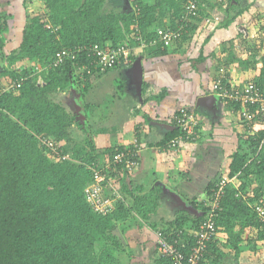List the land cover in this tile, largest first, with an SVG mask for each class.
Instances as JSON below:
<instances>
[{"label": "trees", "instance_id": "16d2710c", "mask_svg": "<svg viewBox=\"0 0 264 264\" xmlns=\"http://www.w3.org/2000/svg\"><path fill=\"white\" fill-rule=\"evenodd\" d=\"M106 1L43 0L44 12H23L24 19L18 20L21 36L10 52L6 49L7 34L13 31L9 19L15 15L0 10V264H117L127 242L124 244L114 231H127L121 224L132 211L148 219L157 207V197L133 198L124 176L129 175L128 168L124 167L127 171L118 180L121 189L109 184L111 179L103 185L105 194L117 198L115 210L101 214L93 208L85 189L95 180V171L104 169L117 151L128 146L98 148L87 134L85 123L56 101L54 94L71 88L81 96L86 94L77 83L86 80L89 84L95 74L84 71L81 79L78 71L83 64L90 66L92 60L88 49L82 47H118L129 40L133 49L129 59L133 61V51L141 43L134 36L138 29L149 46L148 54H166L169 48L160 40L158 30L183 27L180 38L172 42L176 47L182 45L212 1L192 0L195 6L191 12L188 0H132L130 8L105 12ZM27 2L22 1L24 10H28ZM64 49L69 54L64 63L51 67L56 54ZM26 61L31 65H24ZM126 63L122 59V64L107 71ZM36 65L44 68L38 74ZM248 83L264 91V66L261 74ZM73 127L84 136L77 135ZM180 133L176 127L161 145ZM263 136L264 130L258 131L232 158L228 177L239 174L242 183L239 187L233 182L226 184L215 218L220 234L227 236L228 242L217 238L210 242L200 264H225L230 255L227 249L239 252L244 233L254 228L259 230V239L264 238V221L253 206L264 193V147L256 154ZM120 168L113 167L109 178L115 181ZM214 183L206 189L208 195H212ZM115 192L129 195L132 204ZM247 194L249 197H244ZM192 204L199 210L197 214L183 213L170 226L160 229L163 235L185 230L183 239L189 244L183 249L187 254L194 243L193 234L187 230L198 228L209 209L199 198ZM189 221L192 225L187 226ZM157 264L173 261L159 253Z\"/></svg>", "mask_w": 264, "mask_h": 264}, {"label": "crops", "instance_id": "0c3cea01", "mask_svg": "<svg viewBox=\"0 0 264 264\" xmlns=\"http://www.w3.org/2000/svg\"><path fill=\"white\" fill-rule=\"evenodd\" d=\"M215 1L210 0L204 17L196 21V30L188 34L182 45H167L168 53L158 56L148 54L147 44L138 46L133 51V61L130 59L116 69L95 74L89 84L79 80L77 84L81 90L86 89L84 96L75 88L54 94L56 101L62 102L85 123L87 134L92 136L98 148L133 144L140 149L139 165L128 171L120 168L119 174L115 175V181H118L126 171L129 172L124 176L129 190H133V198L157 197V207L148 219H141L136 213L141 227L138 229L137 224L133 227V240L137 239L134 243L138 262L135 264H157V229L170 226L183 213L197 214L199 210L192 200L206 199V189L230 172L234 154L246 142L239 121L243 104L219 97L213 83L221 68L228 73V82L238 87L246 86L261 74L264 66V0H218V4ZM124 3L129 6L126 0ZM231 18L232 22L227 24L226 20ZM165 22L170 23L168 16ZM10 37L11 34H7L6 49L15 47L12 48ZM138 62L143 71L141 92L135 80ZM24 65H31V62L26 61ZM112 72L118 73L115 74L118 80L122 78V94L114 95L115 100L108 103L95 101L94 83L102 86L105 77ZM202 77L207 78L205 86L201 84L200 89H195L198 78L200 83ZM40 79L43 81L41 76ZM59 93L63 94L59 96ZM183 108L197 114L201 122L200 137L194 143L164 150L161 143L176 129L178 111ZM73 128L77 135L84 136L77 127ZM196 180L200 181L201 190L195 193L189 189ZM158 187L160 190L154 191ZM145 221L154 223L149 225ZM190 225L192 221L187 223ZM258 232L254 228L244 233L239 252L227 249L230 255L225 264H264V238L259 239ZM127 233L130 237L131 230ZM226 237L219 232L217 239L226 243ZM144 242L150 253L144 252L145 246L141 248ZM141 259L144 261L140 262Z\"/></svg>", "mask_w": 264, "mask_h": 264}, {"label": "built area", "instance_id": "2783aa9c", "mask_svg": "<svg viewBox=\"0 0 264 264\" xmlns=\"http://www.w3.org/2000/svg\"><path fill=\"white\" fill-rule=\"evenodd\" d=\"M188 2L187 8L192 12L195 6L194 2L192 0H188ZM182 28L183 27H180L177 30H172L171 28L159 29L158 34L161 36L160 40L164 41L166 45H171L174 39H178L182 35ZM139 32L140 31L137 29L134 36L141 42V46L147 44L145 43L144 37ZM129 42L128 40V43L125 45L121 44L118 47H82L85 50L88 49L89 57H91L92 60L90 61V66L83 64L79 72L84 73V71H87L90 74H97L119 66L122 64V59L129 62V53L133 50L130 48ZM68 55L66 49L61 50L56 54L50 66L58 67L62 65ZM90 67H93V70H91ZM36 68L40 71L44 69L39 65ZM220 72L217 80L213 83V89L219 97L229 98L235 103L243 104V108L239 115V121L241 128L244 129V131H242L245 132L243 135L246 141L244 147L246 148V143L249 141L248 139L258 131L264 130V91L255 83H248L246 86L238 88V86H234L228 82V73L225 68H221ZM177 122V127H179L181 133L167 141V144L164 146L161 145V148H164V150L170 151L181 145L194 143L200 137V120L195 112L189 111L186 108L181 109ZM137 146L138 145H135L133 148L128 146L124 150L117 151L112 162H107L104 169L95 171V180L86 187L85 196L87 201L91 203L93 208L99 213L109 214L115 210L117 198L105 194V189L103 188L104 182L111 179L109 184L115 186V181L109 178L110 176L108 174L113 167L118 168V166H122V168L127 167L129 170H133L139 165L140 149H137ZM263 147L264 136L260 140V145L258 146L256 154H258ZM253 158L254 157L249 158L247 162H251ZM238 176L239 174H236L233 178H229L227 175L221 177L214 184L212 195H207L204 200L205 205L209 207L207 216L200 221L198 228L188 230L192 232L194 236V243L190 248L189 254L183 249L189 244L183 239L185 230H173L174 233L168 231L165 235H163V230H157V248L162 256L171 258L173 264H200L205 260V254L208 251L207 249L210 242L216 240L219 234L215 218L218 215L217 210L225 194L226 184L233 182L239 187L242 182ZM245 192L248 191L245 190L244 193ZM115 193L117 197H122L121 193ZM244 197L248 198L249 195L247 194ZM253 206L255 207L259 219L264 221V194L259 200L253 203Z\"/></svg>", "mask_w": 264, "mask_h": 264}, {"label": "rangeland", "instance_id": "374dc122", "mask_svg": "<svg viewBox=\"0 0 264 264\" xmlns=\"http://www.w3.org/2000/svg\"><path fill=\"white\" fill-rule=\"evenodd\" d=\"M22 1L21 0H0V10H5L8 13H13L15 15L14 18L9 19V23H11V28L13 27V31L11 34V36H12L11 40L13 41L12 48L17 45V43H18L17 39L18 38L20 39V36H21V34H20L21 33L20 32V30H21L20 26L21 25L20 24L18 25V20L24 19L23 12L24 13H26V11H29V12L41 11V13L44 12L43 0H28V2H27L28 10L27 9L24 10V8L22 7ZM130 1H132V0H130ZM128 7L124 3V0H107L105 5H104V11L108 12L110 10H122V9L128 8ZM1 37H2V35H0V38ZM7 50H8V52H10L12 49H7ZM0 60H1V58H0ZM37 66L38 65H36V67ZM36 72L38 74V73H40V70H38L36 68ZM80 74L82 75L81 79L84 80V77H85L84 74L83 73H80ZM115 74H118V73L112 72L110 75H107V77H105L104 83L102 82L103 84H101L102 86H98L97 85L98 83L97 84L94 83V85H96V86L93 85V87H94L93 88V91H94L93 94L95 96V101H103V103L104 102L108 103V101L115 100L114 95L118 94L120 96L122 94V92H123L122 90L124 88V87H122L123 83H121L122 78L119 77V80H118V78L116 77ZM39 81L42 82L41 79ZM80 82H82V81H80ZM206 82H207L206 77H202L200 83H199V78H198V83H197L195 89H197L198 87L200 89L201 84H202V86H205ZM61 92H63V91H61ZM61 94H63V93H59V96H61ZM59 96L57 95V97H59ZM223 176L225 177L224 174L221 177H223ZM115 179H116V177H115ZM193 183L194 184L189 189V190H191V192L196 193L197 191L201 190V184H200L199 180H196ZM116 186L119 187L118 181L116 182ZM121 195H122V197H124V199L127 200V204L128 203L132 204V199L129 197V195H127L126 193H123V192L121 193ZM136 213H137L136 211H132L129 219L121 224L122 227H126L128 232L131 230V236L129 237L127 231L126 232L123 231L124 232L123 234H124V236L126 238V242H127L126 251L119 253L120 261L117 264H135L136 262H138V261H136L137 255H136V246L134 243L137 241V239L133 240V238H135V235H133V227H135L137 224L138 229H140L141 226H139V224L137 223V217H136L137 214ZM141 219H143V218L141 217ZM145 222L149 225L150 224L153 225L152 223H154L153 221H145ZM139 223H141V220L139 221ZM160 223H163V222H160ZM162 228L163 227H160L158 229H162ZM157 243H158V240L156 242V245H157ZM143 246H145L144 252L147 251L150 253V249L147 248V245L145 242L143 244L141 243V248ZM149 248H150V246H149ZM150 257H151V255H150ZM143 261H144L143 259L140 260V262H143ZM150 263H152V262H150Z\"/></svg>", "mask_w": 264, "mask_h": 264}, {"label": "water", "instance_id": "95a60500", "mask_svg": "<svg viewBox=\"0 0 264 264\" xmlns=\"http://www.w3.org/2000/svg\"><path fill=\"white\" fill-rule=\"evenodd\" d=\"M127 4L131 7V3L129 0H126ZM2 65V62L0 61V66ZM135 80H136V84L138 87V91L141 92V87H142V83H143V71L142 68L140 66V63L138 62L137 64H135ZM114 234H116L117 236H119L123 243L126 244V238L124 237V235L122 234V232L120 231L119 228H117L114 231Z\"/></svg>", "mask_w": 264, "mask_h": 264}, {"label": "clouds", "instance_id": "9594fccd", "mask_svg": "<svg viewBox=\"0 0 264 264\" xmlns=\"http://www.w3.org/2000/svg\"><path fill=\"white\" fill-rule=\"evenodd\" d=\"M139 46H141V45H139ZM228 174H229V172H228V173H225V175L229 176ZM229 178H232V177H229ZM240 181H241V180H240ZM241 182H242V181H241ZM248 193H249V192H248ZM263 194H264V193H263ZM263 194H262V195H263Z\"/></svg>", "mask_w": 264, "mask_h": 264}]
</instances>
